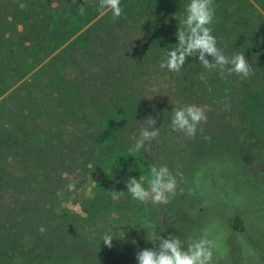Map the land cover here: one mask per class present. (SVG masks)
Here are the masks:
<instances>
[{"label": "trees", "instance_id": "obj_1", "mask_svg": "<svg viewBox=\"0 0 264 264\" xmlns=\"http://www.w3.org/2000/svg\"><path fill=\"white\" fill-rule=\"evenodd\" d=\"M20 3L28 6L21 10ZM188 3L121 0L123 13L114 19L100 10L99 0H0V214L7 219L0 224V255L49 261L63 232L52 225L53 205L69 175L93 173L104 185L106 176L125 169L124 160L134 164L135 153L128 152L134 144L124 141V133L145 111L137 81L178 43ZM213 6L210 27L218 48L227 57L244 53L254 75L222 77L198 56L188 57L180 71L190 84L210 72L203 88L264 122V0H213ZM227 153L234 156L224 150L189 171L188 197L199 196L195 185L188 188L195 170L213 173L211 165ZM8 190L15 195L12 206L5 204ZM255 215L252 225L264 228L262 215ZM245 230L244 215L231 220L233 236ZM25 239L33 240L29 249Z\"/></svg>", "mask_w": 264, "mask_h": 264}, {"label": "rangeland", "instance_id": "obj_2", "mask_svg": "<svg viewBox=\"0 0 264 264\" xmlns=\"http://www.w3.org/2000/svg\"><path fill=\"white\" fill-rule=\"evenodd\" d=\"M253 8L257 9L255 5ZM202 76L204 79L193 86L181 71L170 72L160 65L145 70L137 81L145 111L135 125L126 127L130 129L124 133V141L134 144L140 131L148 127V117L156 120L159 136L135 152L133 165L126 159L123 171L113 179L106 176L104 185L93 173L69 175L53 205L52 225L63 232L56 236L53 256L43 264H138L136 253L155 246L154 233L165 238L177 236L185 247L207 237L214 242L213 264H264V228L253 226L250 219L261 214L264 226V122L255 119V113L243 114L242 107L223 104L217 97L221 93L217 95L202 86L211 80V73L203 72ZM188 105L201 107L207 116L191 138L170 127L173 108ZM162 112L169 115L167 121L162 119ZM228 149L234 156L227 153L217 159V165H211L213 173L195 170L198 174L188 188L195 185L193 193L198 190L199 196L189 195L187 200L185 181L189 171L204 157H219ZM151 166H167L176 179L167 204L140 202L127 193L129 178L143 177L144 187H148ZM111 190L125 194L113 200ZM6 193V206L14 205L15 195L9 190ZM239 214L245 216L246 230L233 236L231 220ZM4 221L7 223L6 216L0 214V224ZM109 232L114 237L111 248L101 240ZM25 240L23 245L29 249L33 240ZM0 264L39 263L35 256L2 254Z\"/></svg>", "mask_w": 264, "mask_h": 264}, {"label": "clouds", "instance_id": "obj_3", "mask_svg": "<svg viewBox=\"0 0 264 264\" xmlns=\"http://www.w3.org/2000/svg\"><path fill=\"white\" fill-rule=\"evenodd\" d=\"M121 0H99L101 11H111L113 18H119L123 9ZM28 5L20 3L21 10ZM80 11L83 12V6ZM215 9L213 0H189L185 9V15L181 18V27L177 28L176 38L178 43L166 52V60L161 62L160 68L170 72H180L188 57L198 56L199 62L208 70L219 69L220 75L233 73L242 78L254 75L252 66L248 63L244 53H237L232 57L223 54L218 48L217 40L212 35ZM206 57H211L212 62ZM201 79H204L201 76ZM205 110L196 105H188L181 108H173L171 112L170 127L173 132H183L188 137H194L197 128L206 122ZM148 127L140 131L139 138L129 148L130 153L138 152L160 134V128L156 127V120L148 117L145 120ZM202 131V129H201ZM145 178H129L126 183L127 193L140 202L153 204H167L169 195L173 194L176 187V179L167 166H151L150 178L147 179L148 187L145 188ZM125 192L111 190V198L119 200ZM114 237L106 233L102 237L105 246L111 248ZM154 241V243L152 242ZM151 249H143L136 253L135 259L138 264H213L214 242L207 237L191 241L187 247L174 235L166 238L153 234Z\"/></svg>", "mask_w": 264, "mask_h": 264}]
</instances>
